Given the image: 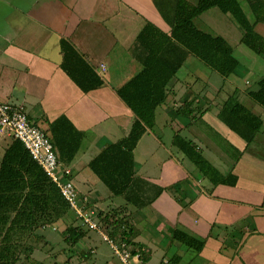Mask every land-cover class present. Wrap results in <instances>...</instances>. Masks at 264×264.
Segmentation results:
<instances>
[{"label": "crops", "instance_id": "0c3cea01", "mask_svg": "<svg viewBox=\"0 0 264 264\" xmlns=\"http://www.w3.org/2000/svg\"><path fill=\"white\" fill-rule=\"evenodd\" d=\"M171 3L0 0V102L19 106L52 138V125L59 119L83 134L73 162L62 164L71 169L89 207L101 215L98 222L105 233L120 240L119 231L108 230L103 220L114 214L127 220L129 240L143 252L142 264H158L159 254V264L168 259L167 264H264V107L249 96L264 76L256 67L247 66L243 74L238 73L240 64L236 73L228 78L219 74L220 79L189 55L167 87L153 129L146 130L134 150L135 177L126 197L113 195L90 169L96 157L124 140L132 128L134 113L117 91L144 68L147 54L137 45L144 28L150 24L171 34ZM247 8L249 22L264 38V24H257ZM210 20L214 32L204 29ZM194 24L228 44L239 27L218 8ZM63 41L103 82L101 87L85 92L63 70ZM237 103L263 121L250 144L219 116ZM161 111L169 118L164 128L170 134L163 137L156 132ZM172 120L175 126H170ZM177 139L190 143L191 152L200 154L209 168L201 169L186 157ZM11 141L0 138V166ZM75 227L80 232L71 240L63 235V226L61 238L44 232L38 263L119 264L98 233L78 222ZM176 232L201 243V251L177 240Z\"/></svg>", "mask_w": 264, "mask_h": 264}, {"label": "trees", "instance_id": "16d2710c", "mask_svg": "<svg viewBox=\"0 0 264 264\" xmlns=\"http://www.w3.org/2000/svg\"><path fill=\"white\" fill-rule=\"evenodd\" d=\"M243 2L251 9L256 23L264 24V0ZM171 4L168 9L171 11V34L165 35L150 24L144 28L137 39V45L147 54L144 68L117 91L135 116L128 136L107 147L90 163L92 172L115 196L126 197L131 189L135 177L134 150L146 130L153 129L156 111L167 98V87L187 57L194 56L223 78L230 77L240 68L233 48L222 37L198 30L194 19L218 8L238 24L243 32L242 43L264 58V38L255 32L238 0H198L195 6L186 0H172ZM62 53L63 70L85 92L103 85L66 41L62 42ZM249 96L264 107V76L258 82V90ZM219 116L248 144L263 126L260 118L239 103L231 110H221ZM52 135L53 138L47 136L57 149L61 163L70 165L80 150L83 134L65 119H59L52 125ZM177 141L181 151L184 147L186 157L199 168H209L200 154L191 152L190 143L182 139ZM203 171L206 172L205 169ZM98 217L102 219L101 215ZM103 221L108 230L119 231L120 240L116 241H125L135 247L129 240V225L125 218L114 214ZM77 222L81 224L56 185L25 146L12 139L0 166V264H39L32 259L35 252L41 249L39 244L46 239L44 232L53 228L58 230L56 226L62 225L65 227L63 235L71 240L80 232L81 227H75ZM175 238L196 251L202 249L201 243L186 234L176 232Z\"/></svg>", "mask_w": 264, "mask_h": 264}, {"label": "built area", "instance_id": "2783aa9c", "mask_svg": "<svg viewBox=\"0 0 264 264\" xmlns=\"http://www.w3.org/2000/svg\"><path fill=\"white\" fill-rule=\"evenodd\" d=\"M0 138L15 139L25 146L33 160L56 185L82 226L102 237L119 264H142V251H136L125 241H116L102 230L97 211L89 207L88 198L74 184L71 169L61 163L52 141L19 106L0 102Z\"/></svg>", "mask_w": 264, "mask_h": 264}, {"label": "rangeland", "instance_id": "374dc122", "mask_svg": "<svg viewBox=\"0 0 264 264\" xmlns=\"http://www.w3.org/2000/svg\"><path fill=\"white\" fill-rule=\"evenodd\" d=\"M190 1L193 2V0H190ZM242 6H243V9L245 10V12L247 14L248 13L247 12L248 8H247L246 5H244V2H242ZM248 16H250V15H248ZM210 21L211 22H208L209 27L208 28H204V29H207V31H210V32H214L215 31L214 23L212 22V20H210ZM197 22L199 24L198 20H197ZM242 37H243V32L241 31V29L239 27H238V31L236 32V34H232L229 37V45L234 50L235 58L241 64V68L239 69L238 73L242 72L244 74L245 69H246L247 66H252V68L254 66V67H256L257 74L259 76L263 75L264 74V60L262 59V57H259L257 54H255L254 52L249 50L242 43ZM215 76H217L218 78L222 79V77L219 74H215ZM234 76L236 77L237 75H234ZM234 76H233V78H234ZM250 79H251L252 83H254L255 78H253V76L252 77L250 76ZM244 81L245 80L241 81V84L244 83ZM166 119H169V118H167L162 111H161V113L159 112V115H158V127L156 129V132H157V134L159 136H162V137H163L164 134H167V135L170 134L168 128H166V129L164 128ZM170 120H171V118H170ZM173 120H172V122L170 121V126H172V125L175 126L176 125V122L173 121ZM45 232H48L46 234L47 236H48V234H50V235L54 236L55 238L57 236L61 238V235H62L61 228H58V232L53 231V230H46ZM50 235H49V237H50ZM60 241H62V240L60 239ZM40 253H41V251H36L34 256H33L34 258L32 259V261L34 260V262H38V259L40 258ZM162 257H163V254H159L158 257H156V259H157L156 262L158 264L162 261ZM167 261L168 262H166V264L169 263V259Z\"/></svg>", "mask_w": 264, "mask_h": 264}]
</instances>
